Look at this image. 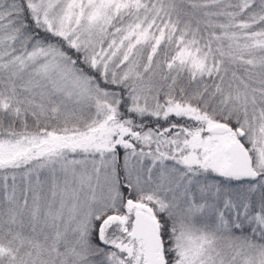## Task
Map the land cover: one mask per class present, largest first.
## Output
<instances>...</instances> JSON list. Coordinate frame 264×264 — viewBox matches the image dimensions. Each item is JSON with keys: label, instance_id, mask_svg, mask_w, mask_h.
<instances>
[{"label": "snow or ice", "instance_id": "1", "mask_svg": "<svg viewBox=\"0 0 264 264\" xmlns=\"http://www.w3.org/2000/svg\"><path fill=\"white\" fill-rule=\"evenodd\" d=\"M0 264H264V0H0Z\"/></svg>", "mask_w": 264, "mask_h": 264}]
</instances>
